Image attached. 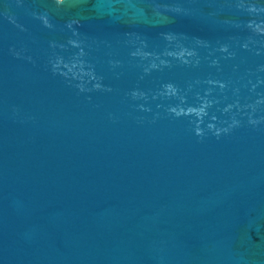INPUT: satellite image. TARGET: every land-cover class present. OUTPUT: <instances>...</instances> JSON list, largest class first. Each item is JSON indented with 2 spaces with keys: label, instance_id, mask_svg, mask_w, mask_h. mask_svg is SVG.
Returning a JSON list of instances; mask_svg holds the SVG:
<instances>
[{
  "label": "water",
  "instance_id": "1",
  "mask_svg": "<svg viewBox=\"0 0 264 264\" xmlns=\"http://www.w3.org/2000/svg\"><path fill=\"white\" fill-rule=\"evenodd\" d=\"M0 264H264V0H0Z\"/></svg>",
  "mask_w": 264,
  "mask_h": 264
}]
</instances>
